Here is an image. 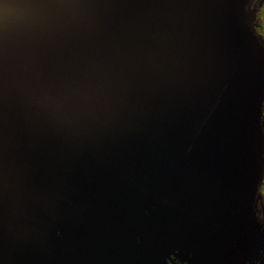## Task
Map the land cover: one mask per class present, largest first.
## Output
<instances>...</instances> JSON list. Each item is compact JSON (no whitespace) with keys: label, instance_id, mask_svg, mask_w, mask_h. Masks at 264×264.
Returning a JSON list of instances; mask_svg holds the SVG:
<instances>
[{"label":"flooded vegetation","instance_id":"1","mask_svg":"<svg viewBox=\"0 0 264 264\" xmlns=\"http://www.w3.org/2000/svg\"><path fill=\"white\" fill-rule=\"evenodd\" d=\"M59 68L26 74L22 105L0 108V264H264L250 256L252 224L230 235L235 165L225 182L217 176L219 148L234 159V120L188 135L179 151L150 137L138 153L128 128L104 137L119 105L107 109L96 86L85 102V83Z\"/></svg>","mask_w":264,"mask_h":264},{"label":"water","instance_id":"2","mask_svg":"<svg viewBox=\"0 0 264 264\" xmlns=\"http://www.w3.org/2000/svg\"><path fill=\"white\" fill-rule=\"evenodd\" d=\"M22 1L33 5L51 25V36L61 43L57 53H52L51 39L45 44L31 37ZM224 5L230 20L224 14ZM118 22L128 24L125 33L116 31ZM236 32L254 48V79L244 109L240 110L243 120L234 114L231 98L219 108V95L241 62ZM58 66L56 75L66 76L69 71L75 87L85 83L78 93L85 102H91L96 86L107 109L119 105V116L104 137H114L128 128L133 137L141 138L138 153L147 148L150 137H154L151 144L157 150L168 153L182 146L184 149L189 144L188 135L202 131L219 99L215 111L223 125L234 120L230 128L234 133V159L219 148L218 179L225 182L231 175L228 166L238 168L245 152L252 168L250 180L234 192L230 235L240 236V221L245 223L240 210L242 197L249 195L248 204L253 206L252 196L263 170L256 151L257 114L264 96V48L246 20L242 0H0V108L4 114L22 105L15 99V92L26 74L36 70L49 78ZM2 95L7 99L3 100ZM226 109H230V116L222 112ZM17 113V121L22 123ZM242 122L249 126V135L247 129L242 130ZM242 131H246L247 139L237 138ZM247 222L252 224L250 256L260 260L250 244L257 221ZM241 240L243 244V237ZM205 241L212 242L197 243ZM56 257L59 261L58 253Z\"/></svg>","mask_w":264,"mask_h":264},{"label":"rangeland","instance_id":"3","mask_svg":"<svg viewBox=\"0 0 264 264\" xmlns=\"http://www.w3.org/2000/svg\"><path fill=\"white\" fill-rule=\"evenodd\" d=\"M264 0H242V7L244 9V15L246 20L254 33L257 35L258 39L260 40L261 44L264 48V35L259 31L258 24L256 23L257 20V13L260 10ZM223 11L228 18L229 14L227 12L226 5L223 6ZM236 44L239 43L240 47V54H241V62L237 65L231 78L228 79L224 88L220 93V105L219 108L221 109L222 106L225 105L227 99L233 101V109L234 114L238 116L239 119H244L240 115V110L244 109V104H246L248 97H249V84L253 82L254 79V72H255V64H254V48L250 41L245 40V38L238 32H236ZM245 42V43H243ZM113 43V42H111ZM111 43L109 45L111 46ZM125 45V44H124ZM115 50V49H114ZM107 54L111 56L110 48L106 47ZM242 52V53H241ZM219 99L214 105L215 109H213V114L209 117L204 127L202 128V132L206 133L208 131L212 132L218 126V124L222 121L219 114L215 111L217 110V104ZM228 107V104L226 103ZM225 114H229L230 116V109H226L222 111ZM247 121V120H246ZM257 121L259 126V148L257 149V158L262 165V174L257 184V187L253 193L252 200L253 206L251 204L250 209H248V203L245 199H243V203L241 204V216L242 221L244 222L248 220H256L257 221V229H254L253 234L250 238V244L252 253L258 257L260 260H264V195L262 194V187L264 183V96L260 102L258 114H257ZM243 123V122H242ZM245 127L242 130H246L249 135V126L243 123ZM239 132L237 134V138L243 136V138L247 139L246 131L243 133ZM237 144V141H236ZM237 170L239 172H237ZM252 170V169H251ZM249 174V162L244 159V157L238 163V168H236L233 181L229 180L232 183V187L234 186V192L241 188V186H245L247 184L246 178ZM246 220V221H245ZM251 229H249V233Z\"/></svg>","mask_w":264,"mask_h":264},{"label":"bare ground","instance_id":"4","mask_svg":"<svg viewBox=\"0 0 264 264\" xmlns=\"http://www.w3.org/2000/svg\"><path fill=\"white\" fill-rule=\"evenodd\" d=\"M27 1V0H26ZM10 7V6H9ZM22 12H24V17H25V22H26V26L28 28V31L31 35V37L33 39H39L42 43L45 44H50L52 46V53L54 54V52L59 51L57 49H59L61 47V43L59 42V39L53 38L50 34V27L51 25H49V23L42 19L41 16L36 13L37 11H35L33 9V5L22 1ZM39 20H43L41 22H38ZM92 26H90L89 28H91ZM128 27V24L125 22H118L115 29L116 31H118L119 33H125L126 32V28ZM51 36V38H50ZM82 63L84 64V61H82Z\"/></svg>","mask_w":264,"mask_h":264},{"label":"trees","instance_id":"5","mask_svg":"<svg viewBox=\"0 0 264 264\" xmlns=\"http://www.w3.org/2000/svg\"><path fill=\"white\" fill-rule=\"evenodd\" d=\"M256 23L258 24L259 31L264 35V1L257 13V20ZM262 194L264 195V183L262 187Z\"/></svg>","mask_w":264,"mask_h":264}]
</instances>
